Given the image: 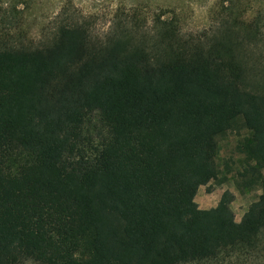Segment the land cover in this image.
I'll return each mask as SVG.
<instances>
[{
	"label": "trees",
	"instance_id": "trees-1",
	"mask_svg": "<svg viewBox=\"0 0 264 264\" xmlns=\"http://www.w3.org/2000/svg\"><path fill=\"white\" fill-rule=\"evenodd\" d=\"M224 6L185 33L176 9H119L107 32L63 12L51 34H0V264H264V12ZM238 146L240 221L219 138Z\"/></svg>",
	"mask_w": 264,
	"mask_h": 264
},
{
	"label": "rangeland",
	"instance_id": "rangeland-1",
	"mask_svg": "<svg viewBox=\"0 0 264 264\" xmlns=\"http://www.w3.org/2000/svg\"><path fill=\"white\" fill-rule=\"evenodd\" d=\"M236 5L246 10L245 19L252 20L264 12V0H0V34H10L24 41L47 38L63 12L85 17L93 29L104 34L111 27L119 9L143 8L146 13L176 9L185 33L213 29L222 23L224 6ZM251 138L247 129L229 132L219 138L218 162L227 176L225 182L210 180L199 187L195 198L197 209L218 204L224 191L235 194L231 204L236 219L241 220L249 205L262 193V188L241 190L237 186V171L242 169L244 155L238 146ZM26 264H37L27 262Z\"/></svg>",
	"mask_w": 264,
	"mask_h": 264
}]
</instances>
